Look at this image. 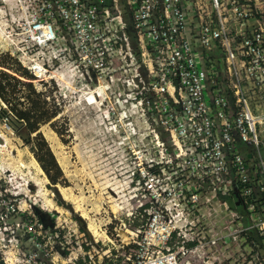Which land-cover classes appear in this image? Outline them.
I'll return each mask as SVG.
<instances>
[{
    "label": "built area",
    "instance_id": "obj_1",
    "mask_svg": "<svg viewBox=\"0 0 264 264\" xmlns=\"http://www.w3.org/2000/svg\"><path fill=\"white\" fill-rule=\"evenodd\" d=\"M8 10L18 36L31 46L63 47L82 75L144 66L149 82L141 88L155 99L137 102L165 134L150 170L178 180L187 203L200 199L193 190L201 207H239L229 211L233 231L264 244V0H15ZM149 176L157 188L165 181L152 172L145 182ZM162 192H170L168 184ZM14 211V203L0 200V264H19L16 249L4 250L17 242L2 224ZM143 211L150 221L136 238L156 233L148 226L164 216L160 210L148 219L150 207ZM171 221L157 231L163 244L180 236ZM190 243L131 264H180L178 253Z\"/></svg>",
    "mask_w": 264,
    "mask_h": 264
},
{
    "label": "rangeland",
    "instance_id": "obj_2",
    "mask_svg": "<svg viewBox=\"0 0 264 264\" xmlns=\"http://www.w3.org/2000/svg\"><path fill=\"white\" fill-rule=\"evenodd\" d=\"M14 5L15 0L0 5V61L12 57L37 78V89L43 88L41 81L57 89L70 138L64 144L48 126L41 128L63 173L60 183L51 184L31 152L25 127L0 101V200L15 205L2 224L7 237L17 240L4 250L16 249L19 264H131L189 241L194 243L189 251L178 253L180 264H264V244L233 231L237 220L229 211L240 212L239 207H201L200 191L193 190L200 199L187 203L180 192L186 198L189 193L175 184L178 180L150 170L165 134L153 129L150 113L137 102L155 99L141 88L148 86L146 68L82 75L63 47L31 46L18 36L20 30L9 24ZM152 172L165 180L160 188L151 185V176L145 182ZM167 184L170 192L164 194ZM144 207H150L145 218L160 210L164 216L148 226L156 233L136 238L135 230L146 226ZM169 219L180 236L163 244L157 231Z\"/></svg>",
    "mask_w": 264,
    "mask_h": 264
},
{
    "label": "trees",
    "instance_id": "obj_3",
    "mask_svg": "<svg viewBox=\"0 0 264 264\" xmlns=\"http://www.w3.org/2000/svg\"><path fill=\"white\" fill-rule=\"evenodd\" d=\"M0 67V101L5 106V112L25 127L31 138V152L49 182L60 183L63 180L62 170L41 128L48 126L62 143H68L70 133L67 119L63 117L64 98L57 89L46 88L44 81H41L43 88L37 89L34 85L37 78L12 57L2 59ZM247 240L251 241L249 237Z\"/></svg>",
    "mask_w": 264,
    "mask_h": 264
},
{
    "label": "bare ground",
    "instance_id": "obj_4",
    "mask_svg": "<svg viewBox=\"0 0 264 264\" xmlns=\"http://www.w3.org/2000/svg\"><path fill=\"white\" fill-rule=\"evenodd\" d=\"M36 73H39V72H37L36 71ZM48 139H49V137H48ZM49 141L51 142V139H49ZM37 171V170H36ZM41 172V171H40ZM39 179V178H38ZM29 180V179H28ZM33 182V181H32ZM34 183L36 184V185H40V182L38 181V180H34ZM33 183V184H34ZM37 187V186H36ZM24 188V187H23ZM42 188V187H41ZM22 190V189H21ZM39 191V190H38ZM42 192V191H41ZM38 194V193H37ZM37 194H35V195H37ZM41 196V195H40ZM51 205V204H50ZM47 206V205H46Z\"/></svg>",
    "mask_w": 264,
    "mask_h": 264
}]
</instances>
